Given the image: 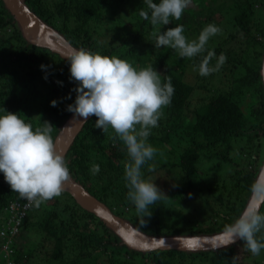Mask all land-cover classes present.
Listing matches in <instances>:
<instances>
[{
	"label": "trees",
	"instance_id": "trees-1",
	"mask_svg": "<svg viewBox=\"0 0 264 264\" xmlns=\"http://www.w3.org/2000/svg\"><path fill=\"white\" fill-rule=\"evenodd\" d=\"M25 2L76 47L116 56L137 67L156 68L161 81L173 87L171 102L162 109L158 126L148 137L158 152L142 168L144 178L155 181L165 193L149 206L151 215L137 213L128 200L126 147L114 131L95 127L98 117L94 114L67 153L70 175L114 213L151 235L215 233L232 223L251 195L250 185L260 169L255 161L261 158L264 142L260 71L264 0H190L185 10L192 12V6L199 3L208 12L201 22L185 23L194 33L193 41L208 25L219 31L197 54L186 58L169 47L153 48L151 34L154 36L157 26L151 24V9L144 0ZM142 11L149 13L148 19L141 16ZM102 19L110 21L111 29L98 34ZM202 67L208 69L207 74H201ZM69 68V62L58 53L30 43L0 0V108L19 112L34 127L50 122L55 139L72 114L67 106L76 98V82L70 79ZM38 83L52 84L57 97L63 98L55 108L46 107L36 116L33 99ZM93 163L100 165L96 174L90 171ZM18 199L22 198L0 173V227L7 224L10 204ZM46 203L53 207H43ZM195 209L197 215L203 212L201 217H188L186 212ZM260 210L264 212V206ZM31 231L35 232L32 242ZM18 236L11 241L14 250L10 256L0 252V264H10L9 259L13 264H233L234 260L243 264L241 258L253 256L242 239L218 249H132L65 191L39 207L32 204ZM238 246L244 256L239 257ZM42 247L47 248L43 254Z\"/></svg>",
	"mask_w": 264,
	"mask_h": 264
},
{
	"label": "clouds",
	"instance_id": "clouds-1",
	"mask_svg": "<svg viewBox=\"0 0 264 264\" xmlns=\"http://www.w3.org/2000/svg\"><path fill=\"white\" fill-rule=\"evenodd\" d=\"M144 3L151 9L150 22L155 27L170 24V18L179 20L190 0H159L158 3L144 0ZM140 14L149 18L146 11ZM218 31L216 26L208 25L202 29L197 41H189L184 26L177 25L164 32H154V46L169 47L182 58L192 57ZM67 60L70 79L76 82V98L67 106V111L73 113L75 119L83 120L94 114L98 117L95 127L103 132L109 128L115 132L129 157L124 171L127 198L137 213H147L144 217L151 215L149 206L161 200L165 193L154 181L144 178L142 168L158 152L148 137L151 129L158 126L162 109L171 102V83H163L156 68L137 67L99 51L79 48ZM260 71L264 75V65ZM207 72L206 67L201 68V74ZM51 103L55 106L57 101ZM18 113L0 108V173L20 198L39 207L41 203L61 196L65 183L70 180V169L65 156L56 149L53 125L43 121L34 127ZM90 171L98 173L100 165L93 163ZM249 190L250 199L259 200L264 206V180L258 177ZM262 231L264 212L260 207L245 208L232 223L224 226L222 238H226L225 245L242 239L244 247L256 256L264 250V235H257ZM6 239L0 236L3 244ZM3 244H0V252H5Z\"/></svg>",
	"mask_w": 264,
	"mask_h": 264
},
{
	"label": "water",
	"instance_id": "water-1",
	"mask_svg": "<svg viewBox=\"0 0 264 264\" xmlns=\"http://www.w3.org/2000/svg\"><path fill=\"white\" fill-rule=\"evenodd\" d=\"M3 1L19 23L24 37L30 43L49 48L66 60L74 50L79 49L31 10L25 0ZM262 65H264V59ZM262 76L264 81V75ZM92 116L90 115L86 120L75 119L72 113L62 125L55 142L57 151L61 152L65 159L71 145ZM258 177L264 180V165L258 173ZM64 191L71 194L83 208L95 213L121 238L124 244L132 249L142 251L156 249L207 250L226 247L240 240L237 238L234 242L225 245L226 238H222V231L207 234L151 235L135 227L123 216L114 213L106 203L91 194L82 183L71 175L70 180L64 185ZM250 197L245 208L260 207L261 209L260 201L254 198L250 199Z\"/></svg>",
	"mask_w": 264,
	"mask_h": 264
},
{
	"label": "rangeland",
	"instance_id": "rangeland-1",
	"mask_svg": "<svg viewBox=\"0 0 264 264\" xmlns=\"http://www.w3.org/2000/svg\"><path fill=\"white\" fill-rule=\"evenodd\" d=\"M213 7H214V5H213ZM192 9H193L192 12L189 11V10H184V13L181 16V21H180V25H183L184 26V34H185L186 38L189 41H193V39H195V36H194L193 31L190 30L189 28H187L185 26V23L192 26L195 23H198V22H201V21L205 20L206 19V15L208 14V12H207L206 9H204L202 6H199V3L197 5H193L192 6ZM217 15L218 14H216L215 17H218L219 16V15L218 16ZM225 21H227V19H225ZM176 22H177L176 19H171L170 18V24H168V25H166L164 27L163 26H157L156 27V31L157 30H161L162 32H164V31H166L168 29V26H170V25H172V27L177 26ZM183 22H184V24H183ZM100 24L101 25H100V27L98 28V31H97L98 34L104 32V31L109 30V28L111 29V27L109 26L110 25V21H106L105 19H102L101 22H100ZM223 25H224V27H227L228 26V23L227 22H223ZM150 41L153 42V45L152 46H153V48H155V46H154V44H155V37L152 34H151V40ZM155 49H157V48H155ZM158 49H162V46H161V48H158ZM160 71H163V67L160 68ZM52 88H53L52 87V84L38 83L36 85L35 89L37 90V93H36L35 98L33 99V103H34V114L36 116L39 115V114H41L42 110H44L46 107H54L55 108L56 105L53 106L52 103H51V101L56 100L58 102V101H61L62 100L63 95H61V97L60 96L57 97L56 93L53 91ZM108 130L109 131H113L111 128H109ZM260 155H261V158L255 161V165H259L260 166L259 172H260L262 166L264 165V142H263V145H262V149H261ZM163 157H164V155H162V153H161L160 158H163ZM166 188H168V187H166ZM160 190L163 191V189H161V188H160ZM43 207L52 208L53 207V203H46ZM195 208L197 209L198 207L196 206ZM196 209H195V212L187 211L186 212V213H188L187 216L188 217H191L193 219L196 218V217L197 218L198 217H201V215H202L203 212H201L200 214L197 215L198 212H196ZM132 224L135 227L139 228L138 225H136L134 223H132ZM30 235H31V241L30 242H32L33 241V238H34V235H35V232L31 231V234ZM27 239H30V237L28 236ZM37 240L40 241V237L39 236L37 237ZM45 249L47 250L46 247H42L41 254L45 253ZM238 249H239V257L244 256V254L240 253L241 250H242V247L241 246H238ZM8 256H10V254H8ZM253 258L257 259V261H258L257 264H264V250H262V252L260 253V255H256V256L253 255V256H251L249 258L247 257V258H243V259L241 258L240 261L243 264H252L253 262H255ZM8 262L10 264H13L14 263L10 259L8 260Z\"/></svg>",
	"mask_w": 264,
	"mask_h": 264
},
{
	"label": "built area",
	"instance_id": "built-area-1",
	"mask_svg": "<svg viewBox=\"0 0 264 264\" xmlns=\"http://www.w3.org/2000/svg\"><path fill=\"white\" fill-rule=\"evenodd\" d=\"M31 206L32 204L25 199H18L11 202V217L9 218L7 224L0 228V236L7 238L3 244V250L6 252L5 254L8 255L13 252L11 241L18 235L23 218L27 215Z\"/></svg>",
	"mask_w": 264,
	"mask_h": 264
}]
</instances>
